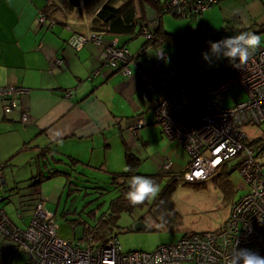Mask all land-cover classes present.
I'll use <instances>...</instances> for the list:
<instances>
[{
	"label": "crops",
	"instance_id": "1",
	"mask_svg": "<svg viewBox=\"0 0 264 264\" xmlns=\"http://www.w3.org/2000/svg\"><path fill=\"white\" fill-rule=\"evenodd\" d=\"M156 1L161 4L166 0ZM215 1L204 13L186 17L191 23H188L185 30H174L170 23H166L167 17L163 18V15L170 13L168 11L162 12L159 20L151 22L150 26L159 23L164 30L182 34L188 26L193 29L202 26L210 30L208 25L211 21L220 20L221 27L213 28L212 31H220L221 34L224 32L226 36L250 31L259 35L260 46L264 45V20L261 18L264 0ZM47 2L48 0H0V87L10 85L22 89L11 97L15 106L9 113L5 112V101L0 99V174L10 187L17 181H21L19 186L25 185L30 177L36 176V180L31 183L33 189L16 192V198L30 193L25 200L33 196L42 200V183L45 179L40 178V170L45 171L55 163L61 167L67 166L54 158L55 153L65 155L66 161L73 157L76 159V167L86 172L89 166H93L91 160L94 153L93 149L87 148V142H92L97 137L103 145L109 146L107 143L110 137H121L126 132L138 137V128L151 123L147 116L149 113L152 114L154 123H158L149 101L144 98L148 86L138 75L136 65L147 68L156 59L158 49L162 48L165 52L167 44L178 45L177 42L147 44L142 50L140 47L146 37L140 31L131 38L139 42H129L131 39L125 34L107 33L102 34V44L88 41L80 48H75L68 44V38L74 33L92 32L93 14L61 7L53 11L49 18L50 15L44 13ZM240 3L245 5V11H249L250 24L244 23ZM229 18L232 19L231 22H227ZM114 42L118 47L125 45L130 52L132 62L129 64V73H124L118 67L108 66L103 61L104 47ZM132 47H136L135 52H132ZM151 48L153 51H148ZM143 54L150 60L148 64L141 62L144 58L140 56ZM162 60L171 68L166 52ZM182 71L180 70L181 73ZM177 76L179 74L175 71L176 79ZM68 90L72 91V95L66 97ZM239 100L241 99L234 103ZM109 101L113 104L118 102L128 109L132 107L133 111L126 115V109L118 115L109 107ZM23 113L28 117L26 122L21 120ZM67 141L85 143V150L77 154L68 149L61 150L60 144ZM46 146L48 148L45 149ZM166 159L172 161L173 169L176 164L174 158L167 156ZM189 160L186 158L181 161L183 169ZM105 163L102 159L101 164ZM171 171L178 173L181 170ZM10 202L14 203L15 211L21 219L28 223L33 212L28 215L27 210L31 208L24 206L22 210L18 209L14 197ZM0 207L7 212L5 206ZM61 231L69 238L74 233L72 225L66 220L62 221Z\"/></svg>",
	"mask_w": 264,
	"mask_h": 264
},
{
	"label": "built area",
	"instance_id": "2",
	"mask_svg": "<svg viewBox=\"0 0 264 264\" xmlns=\"http://www.w3.org/2000/svg\"><path fill=\"white\" fill-rule=\"evenodd\" d=\"M215 2L169 0L166 11L193 17L204 13ZM144 33L147 38L151 37L147 31ZM74 40L79 42V47ZM88 41L102 44L103 36L92 31L74 33L67 40L75 48ZM156 56L149 67L136 66L138 75L148 86L144 98L149 101L163 134L174 137L189 154L183 179L202 181L226 160L238 161V170L247 186L234 201L229 216L217 229L189 233L175 243H163L149 251H125L117 237L102 243L85 239L71 241L72 236L62 233L61 223L42 210L41 201L37 202L25 227L17 225L0 207V239L8 238L21 247L27 257L25 264H229L235 246L264 256V172L256 157L257 150L248 145L243 128L250 122H264V45L251 52L247 62L241 63L226 78L192 97L188 96V82L176 79L175 71L163 62L162 48ZM103 61L124 73L130 72L132 59L125 45L118 47L114 42L104 47ZM236 85L246 92V98L224 106L225 94ZM21 90L10 85L0 87L6 113L15 106L11 97ZM70 95L72 91H66V97ZM21 120L28 121L25 113ZM170 165L172 161L166 159L164 168Z\"/></svg>",
	"mask_w": 264,
	"mask_h": 264
},
{
	"label": "rangeland",
	"instance_id": "3",
	"mask_svg": "<svg viewBox=\"0 0 264 264\" xmlns=\"http://www.w3.org/2000/svg\"><path fill=\"white\" fill-rule=\"evenodd\" d=\"M240 5L242 12L241 16H243L244 23L250 24L251 20L248 16L249 11H245L244 4L240 3ZM164 17H167L166 23H170L174 30H185L188 23H191L188 18L175 16L171 13H165L163 15V18ZM261 18L264 20V13H262ZM182 23L183 27H181ZM216 27H221L220 20H212L208 25L210 30H214L213 28ZM138 38L140 39V37ZM131 41L139 42V40L132 39L129 42ZM208 47L209 45H205L190 51H181L179 45L176 43H169L165 48L171 68L178 72L179 77L183 76L186 78L192 88V82L205 84L208 80L210 81L219 70L222 69L224 71L229 64L234 63L230 62L227 58L214 60L211 64L205 62L201 57V53L207 51ZM135 48L136 47H132V52H135ZM148 51H153V49H148ZM141 57L145 59H141V62L149 63L150 60L145 54L140 56V58ZM178 66H180V69ZM180 70H183L182 73ZM179 77L177 76V78ZM245 98L246 92L240 86L236 85L227 91L222 102L224 106H230L233 105L235 100H244ZM125 103L128 106L127 100ZM109 107L111 110L114 109V112L118 115L125 112L126 109V115L133 111L132 107L128 109L125 105H121L118 102L113 104L109 101ZM151 111L153 113L152 107ZM147 116L150 118L151 123L144 124L142 127L138 128V137L132 136L130 133L126 132L121 137H110L109 143H107L109 146L103 145L97 137H95L92 142H87V148L93 149L94 151L91 160L93 166H89L86 170L87 175H90L93 180L100 179L104 180V182L106 180L107 182L111 172L130 170V164L127 162L129 152L134 154L133 161L135 162L134 168L136 170L138 169L142 172H155L153 170H158L160 168L165 169L164 162L167 156H169V158L173 157L176 162L173 169H171L172 166L170 165L167 170H182L183 165L181 161H185L186 158L188 159L189 154L183 146L176 142L177 140L174 137L171 138V136L169 137L165 133L163 134L164 136L162 135L159 124L154 123L151 113L147 114ZM243 128L244 133H246L247 142L253 141L256 138H259L261 142V147H257L256 157L261 163L264 172V122H250L245 124ZM86 144L67 141L66 143H61L59 147L61 150L68 149L70 152L77 154L85 150ZM260 144L250 142V145L254 148ZM54 157L67 158L65 155H56V153ZM50 159L54 158L50 157ZM102 159L106 161L103 165L101 164ZM138 161H140L141 164L136 167ZM235 161L236 159H231L229 161L230 166L234 164ZM54 165H56V163ZM58 166L60 167V165ZM220 171L221 170L199 182V184L181 182L178 185L174 193V202L175 207L179 211V217L172 226L165 224L163 218H154L150 211L149 204L136 209L133 214L126 211L120 213V227H118L120 232L118 233V240L122 249L125 251L135 249L149 251L163 243H175L187 233L217 229L229 216L234 201L242 194L243 188L247 186L245 178L237 168V170H234L228 176L230 177L231 186L229 194L227 195L222 190L219 183L222 178L215 175ZM64 179L62 175H54L45 179L42 183V200L40 199L38 202L41 201L42 210L48 217L56 218L59 223L67 219V223H70L69 220L75 216V213H73L74 211L71 212V210H77V212L81 211L83 215L87 216V211L95 207L101 201L103 202L98 209V213L107 208L113 192H106L103 195L99 194L100 197L97 202L94 198L98 193L86 188L70 191L68 186L65 187ZM159 181L160 179L156 178L155 183ZM22 186L24 185H20V187ZM90 191H92V193H90ZM151 200L152 199H148V202H151ZM16 202L17 205H19L17 199ZM0 206H5L10 218L12 217L11 219L19 226L25 227L27 225L25 220L21 219L19 214L15 211L13 202H8L6 204L0 202ZM30 208L31 210H27L28 215H31L33 211V207L30 206ZM63 211H66V214L62 215ZM141 217H143L142 220L147 223L148 228L134 230V224ZM87 219L92 220L88 216ZM75 230V237L71 238V241L77 240L82 234L81 225H77ZM26 260L27 257L21 247H16L6 262L9 264H25Z\"/></svg>",
	"mask_w": 264,
	"mask_h": 264
},
{
	"label": "trees",
	"instance_id": "4",
	"mask_svg": "<svg viewBox=\"0 0 264 264\" xmlns=\"http://www.w3.org/2000/svg\"><path fill=\"white\" fill-rule=\"evenodd\" d=\"M168 1L169 0H166L161 4H158V1L156 0H48L44 8V13L49 14L50 18L52 12L61 7L66 9H75L80 12H85L86 14L92 13V30L93 32L100 33L101 35L107 33L118 35L125 34L129 39H131L137 36L138 32L141 31V33H144L147 31V33L151 34V37L147 38L146 33H144L146 39L140 47L142 50L144 47H147V44L159 45L164 42H177L181 50L190 51L198 47L208 45V41L215 42L218 39L220 40L221 38L226 37L224 32L221 34L220 31L204 29L202 26L196 27L194 29L188 26L186 32L182 34H176L168 30H164L161 28L159 23L157 25L150 26L151 22H156V20H159L158 17L162 12H166ZM231 21V18L227 19V22ZM240 64L241 63H237L236 67H234L233 64H229L224 71L222 69L219 70V72L205 84H203L202 81V84L192 82V88L188 83V96L192 97L199 92H203L212 88L214 85L230 75ZM178 80L187 81L184 77L178 78ZM159 127L163 133L162 126L159 125ZM250 142L257 144L261 143L259 138L247 142L248 145ZM259 146L261 147V144L257 145L255 149L257 150V147ZM46 148H48V146H46L45 149ZM133 156L134 154L129 152L127 162L130 164V170L123 172H111L107 182L106 180L104 182V180L100 179L93 180L91 176L87 175L86 172H83L82 169H78L79 167H76V159L73 157L67 161L66 159L60 157H54L56 160H61V162L64 164L66 163L67 166L62 165V167H59V164H53L45 171L40 170V178L43 180L54 175H62L65 178V187L68 186L70 191L82 190L83 188L95 191L98 193V195L94 198L97 200V202L98 198L100 197L99 194L103 195L106 192H113L106 209L101 210L98 213V209L103 202L101 201L95 207H92L87 211V216L92 220H88L87 216L83 215L81 211L77 212V210H71V212L74 211L73 213H75V216L69 220L74 229L72 238L75 237V229L77 225H81L82 228V234L77 238L78 240L85 239L95 243H102L112 237L118 238V233L120 232L118 228L120 227V213L126 211L130 214H133L136 209L141 208L146 204L150 205V211L154 218H163V222L168 226H172L174 223H176L179 217V211L175 207L174 193L178 185L181 182L199 184L201 181H185L183 179L184 169L178 173H174L171 170H165L163 168L153 170L155 172H142L138 169L136 170L134 168L135 162L133 161ZM231 159L223 162L216 172L219 170L221 171L215 174L222 178L219 183L222 190L227 195L229 194L231 186L230 177L228 176L238 168V161H235V163L230 166L229 161ZM140 164V161H138L136 167H138ZM1 172L2 169H0V173ZM134 175L146 176L153 179L155 182L156 178L160 179V181L156 183L159 185L158 195L153 198L151 202H148L147 200L141 205L133 206L127 201L125 193L128 190V180ZM34 180H36V176L30 177L27 181L28 183L26 182V184L22 187L19 186L21 181H17L14 186L12 185V187L8 186L7 184H5V187L0 185V202L6 204L12 201L14 197L19 201V205H17L18 209L22 210V207L24 206L29 209L30 206H32L34 211L38 200H40L39 198L33 196L25 200L26 196L30 193L25 194V196L22 195L17 198L15 197L16 192L18 193V191L23 192V189H33V185L31 183L34 182ZM92 191H90V193H92ZM31 198L33 199L31 200ZM63 214H66V211H63L62 215ZM139 219H143V217ZM65 220L66 222L68 221L67 219ZM16 247L17 246L8 238L0 239V264H9L6 261H8V257L13 253Z\"/></svg>",
	"mask_w": 264,
	"mask_h": 264
},
{
	"label": "clouds",
	"instance_id": "5",
	"mask_svg": "<svg viewBox=\"0 0 264 264\" xmlns=\"http://www.w3.org/2000/svg\"><path fill=\"white\" fill-rule=\"evenodd\" d=\"M73 43L79 47L78 41ZM207 51L201 53L202 59L211 64L214 60L227 58L230 62H247L252 51L261 44V37L250 31H242L237 35L226 36L218 41H208ZM159 187L155 181L142 175H134L128 180V190L125 193L127 201L133 205H141L148 199H153L158 195ZM229 264H264V256L259 255L248 248L234 247Z\"/></svg>",
	"mask_w": 264,
	"mask_h": 264
},
{
	"label": "water",
	"instance_id": "6",
	"mask_svg": "<svg viewBox=\"0 0 264 264\" xmlns=\"http://www.w3.org/2000/svg\"><path fill=\"white\" fill-rule=\"evenodd\" d=\"M0 185H3V187H5V177L3 175H0ZM147 228H148L147 223L142 219H139L133 226L134 230H141Z\"/></svg>",
	"mask_w": 264,
	"mask_h": 264
}]
</instances>
